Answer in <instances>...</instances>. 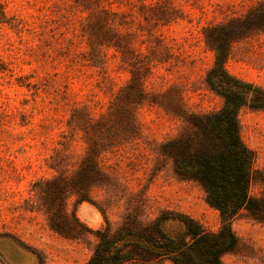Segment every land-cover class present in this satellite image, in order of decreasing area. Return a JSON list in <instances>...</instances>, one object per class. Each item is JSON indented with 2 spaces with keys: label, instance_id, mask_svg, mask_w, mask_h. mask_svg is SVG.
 Masks as SVG:
<instances>
[{
  "label": "rangeland",
  "instance_id": "rangeland-1",
  "mask_svg": "<svg viewBox=\"0 0 264 264\" xmlns=\"http://www.w3.org/2000/svg\"><path fill=\"white\" fill-rule=\"evenodd\" d=\"M263 0H110L121 16L128 63L104 47V66L88 60L83 0H0L9 23H0V264H87L98 233L116 232L137 218L147 226L166 212L187 215L205 230L221 226L219 213L196 182L175 174L162 155L164 144L184 129L181 116L219 110L223 99L209 89L214 64L205 30L244 15ZM230 74L264 88V31L232 43ZM138 79L147 100L136 109L140 134L103 154L107 183L93 187L91 201L68 200L79 222L62 221L63 236L48 225L35 183L56 175L55 151L76 107L95 115L107 110L121 88ZM241 136L256 153L255 198L264 197V109L243 108ZM80 136L62 166L73 169L85 156ZM68 168V167H66ZM72 170H66L70 175ZM166 232L182 231L176 222ZM238 247L225 264H264V223L247 210L233 221ZM125 264H172L169 260Z\"/></svg>",
  "mask_w": 264,
  "mask_h": 264
},
{
  "label": "trees",
  "instance_id": "trees-1",
  "mask_svg": "<svg viewBox=\"0 0 264 264\" xmlns=\"http://www.w3.org/2000/svg\"><path fill=\"white\" fill-rule=\"evenodd\" d=\"M79 1V0H77ZM86 13L83 30L87 35V60L93 66H104V47L115 48L128 63V44L123 42L119 28L124 13L114 11L110 0H83L79 3ZM0 23H9L0 5ZM256 31H264V0L244 15L205 30L208 47L214 52L213 66L207 72L206 83L211 91L223 99V106L206 114L181 116L183 131L164 144L162 155L172 163L174 172L182 179L196 182L206 194L207 204L221 219L218 232L205 230L193 218L166 212L147 226L137 218H128L116 232L107 229L98 233V244L87 264H125L169 260L172 264H225L224 255L233 252L239 239L232 228L233 221L247 210L264 223V197L255 198L251 186L256 172V153L241 136L239 113L243 108L264 109V88L240 79L226 68L232 43ZM128 83L109 102L107 110L95 115L88 106L76 107L68 120V132L61 138V149L55 151L52 179L35 183L49 227L72 238L73 232L62 221L78 220L75 212H68V200L78 203L91 201L95 186L108 181L102 167L103 154L140 134L136 109L147 100L142 79ZM87 146L85 156L77 167L62 166L76 137ZM68 167V168H66ZM72 170L70 175L66 170ZM176 222L182 231L172 235L163 224Z\"/></svg>",
  "mask_w": 264,
  "mask_h": 264
}]
</instances>
